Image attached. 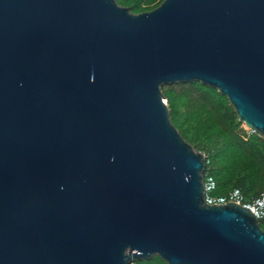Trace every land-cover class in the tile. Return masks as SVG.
Wrapping results in <instances>:
<instances>
[{"label": "water", "instance_id": "1", "mask_svg": "<svg viewBox=\"0 0 264 264\" xmlns=\"http://www.w3.org/2000/svg\"><path fill=\"white\" fill-rule=\"evenodd\" d=\"M190 81L264 136V0H0V264H264L170 120Z\"/></svg>", "mask_w": 264, "mask_h": 264}, {"label": "trees", "instance_id": "2", "mask_svg": "<svg viewBox=\"0 0 264 264\" xmlns=\"http://www.w3.org/2000/svg\"><path fill=\"white\" fill-rule=\"evenodd\" d=\"M132 13L155 8L161 0H116ZM172 124L204 156L203 178L215 182L212 195L239 188L246 202L264 192V136L243 129L228 98L199 81L161 86ZM245 125V124H244ZM264 230V218L259 220ZM128 264H167L158 255Z\"/></svg>", "mask_w": 264, "mask_h": 264}, {"label": "built area", "instance_id": "3", "mask_svg": "<svg viewBox=\"0 0 264 264\" xmlns=\"http://www.w3.org/2000/svg\"><path fill=\"white\" fill-rule=\"evenodd\" d=\"M215 188V182L211 178H203V198L208 204H226L234 202L242 205L250 210L254 217L258 220L264 218V192L249 202L244 200V196L239 188H232L222 195H212L211 191Z\"/></svg>", "mask_w": 264, "mask_h": 264}, {"label": "rangeland", "instance_id": "4", "mask_svg": "<svg viewBox=\"0 0 264 264\" xmlns=\"http://www.w3.org/2000/svg\"><path fill=\"white\" fill-rule=\"evenodd\" d=\"M242 127H243V129L248 130L244 124L242 125Z\"/></svg>", "mask_w": 264, "mask_h": 264}]
</instances>
